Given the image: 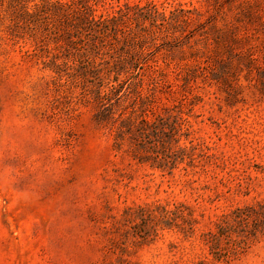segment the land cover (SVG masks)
Returning a JSON list of instances; mask_svg holds the SVG:
<instances>
[{
  "label": "rangeland",
  "instance_id": "1",
  "mask_svg": "<svg viewBox=\"0 0 264 264\" xmlns=\"http://www.w3.org/2000/svg\"><path fill=\"white\" fill-rule=\"evenodd\" d=\"M168 1L200 8L203 18L216 11L210 0ZM221 1L217 24L226 29L238 22L237 7L245 0ZM248 1L249 18L239 25L264 62V0ZM5 6L0 0V11ZM4 37L0 264H191L205 256L203 233L213 229L218 215L264 198V66H238L225 36L210 42L207 56L221 64L232 59L227 86L200 76L192 84L199 101L183 106L192 130L181 144L196 147L195 168L184 163L165 176L114 150L113 134L95 123L92 107L80 106L74 118L65 115V105H59L61 115L52 114L44 72L25 56L32 50L29 41ZM167 71L170 82L180 85L178 70ZM176 97L163 102L176 104ZM155 204H184L186 214L193 210L192 236L169 226L147 235L151 223L141 210ZM231 264H264V240Z\"/></svg>",
  "mask_w": 264,
  "mask_h": 264
},
{
  "label": "trees",
  "instance_id": "2",
  "mask_svg": "<svg viewBox=\"0 0 264 264\" xmlns=\"http://www.w3.org/2000/svg\"><path fill=\"white\" fill-rule=\"evenodd\" d=\"M141 1L1 0L6 6L0 11V40L6 34L17 43L29 41L32 50L25 56L44 72V89L53 96L46 108L52 114L61 115L59 105H65V115L74 118L80 106L92 107L95 123L113 134L114 150L163 176L173 175L184 163L195 168L196 147L181 144L192 130L183 106L199 101L192 84L203 76L227 86L231 77L232 59L221 64L207 56L210 42L225 36L238 52V66L248 70L262 68L264 62L239 25L249 18L248 0L237 7L238 22L226 29L217 24L221 0L209 1L216 11L206 18L200 8L181 2ZM254 16L261 18L259 12ZM242 47L246 49L240 51ZM171 66L178 70L180 85L170 82ZM170 97L177 103L168 104ZM186 209L184 204L172 209L147 205L141 210L147 225L151 223L147 235L169 226L191 237L196 221L193 210L186 214ZM212 224L203 233L205 256L191 264H231L264 240V198L218 215Z\"/></svg>",
  "mask_w": 264,
  "mask_h": 264
}]
</instances>
